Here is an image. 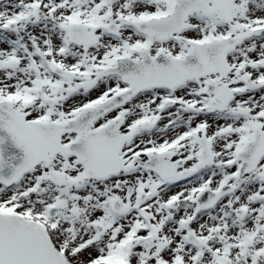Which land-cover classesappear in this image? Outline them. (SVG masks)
I'll return each instance as SVG.
<instances>
[{
    "label": "snow or ice",
    "instance_id": "1",
    "mask_svg": "<svg viewBox=\"0 0 264 264\" xmlns=\"http://www.w3.org/2000/svg\"><path fill=\"white\" fill-rule=\"evenodd\" d=\"M0 264H264V0H0Z\"/></svg>",
    "mask_w": 264,
    "mask_h": 264
}]
</instances>
